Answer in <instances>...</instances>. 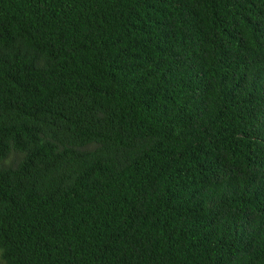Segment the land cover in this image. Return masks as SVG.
<instances>
[{"label":"trees","instance_id":"16d2710c","mask_svg":"<svg viewBox=\"0 0 264 264\" xmlns=\"http://www.w3.org/2000/svg\"><path fill=\"white\" fill-rule=\"evenodd\" d=\"M0 264H264V0H0Z\"/></svg>","mask_w":264,"mask_h":264}]
</instances>
